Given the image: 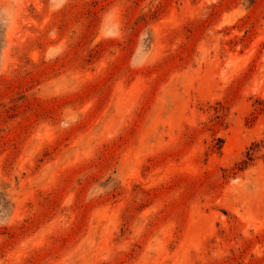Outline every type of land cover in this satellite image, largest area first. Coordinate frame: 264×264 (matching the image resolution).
Here are the masks:
<instances>
[{
    "label": "rangeland",
    "instance_id": "374dc122",
    "mask_svg": "<svg viewBox=\"0 0 264 264\" xmlns=\"http://www.w3.org/2000/svg\"><path fill=\"white\" fill-rule=\"evenodd\" d=\"M0 264H264V0H0Z\"/></svg>",
    "mask_w": 264,
    "mask_h": 264
},
{
    "label": "trees",
    "instance_id": "16d2710c",
    "mask_svg": "<svg viewBox=\"0 0 264 264\" xmlns=\"http://www.w3.org/2000/svg\"><path fill=\"white\" fill-rule=\"evenodd\" d=\"M253 160V155L251 153H249L248 155V160H244L243 161V166L241 168H245L246 166L249 165V161Z\"/></svg>",
    "mask_w": 264,
    "mask_h": 264
}]
</instances>
